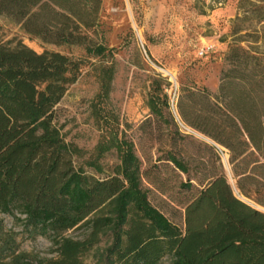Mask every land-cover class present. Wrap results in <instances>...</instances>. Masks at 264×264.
I'll return each mask as SVG.
<instances>
[{
    "label": "trees",
    "instance_id": "1",
    "mask_svg": "<svg viewBox=\"0 0 264 264\" xmlns=\"http://www.w3.org/2000/svg\"><path fill=\"white\" fill-rule=\"evenodd\" d=\"M101 6L102 0H0V15L44 43L101 55L105 47L87 34ZM237 11L236 22L249 27L233 28L216 93L180 88L177 96L179 122L212 143H200L215 158L200 172L173 152L143 166L133 143L111 134L86 166L101 172L99 158L113 148L119 158L114 174L85 173L60 133L56 108L80 62L0 41V213L22 215L24 230L59 248L47 264H80L104 235L111 236L106 264H159L165 256L171 264H264V211L233 193L216 151L219 146L228 156L238 193L264 208V0H240ZM166 96L154 81L148 99L154 115L163 117ZM144 181L172 201L178 199L168 190L187 194L178 202L183 229L151 204ZM80 225L89 230L85 239L65 236Z\"/></svg>",
    "mask_w": 264,
    "mask_h": 264
},
{
    "label": "rangeland",
    "instance_id": "2",
    "mask_svg": "<svg viewBox=\"0 0 264 264\" xmlns=\"http://www.w3.org/2000/svg\"><path fill=\"white\" fill-rule=\"evenodd\" d=\"M239 3L240 0H102L97 26L87 33L93 43L105 47L101 55H92L83 46L44 43L24 34L19 25L2 15L0 41L12 46L20 41L36 52L58 51L80 62L75 82L68 85L56 108L60 133L75 148L74 163L81 165L85 173L97 178L114 174L119 158L113 148L99 158L101 172L86 166L95 158L96 145L111 134L130 140L143 166L158 164L159 158L173 152L194 172H200L202 166L209 168L215 159L200 143H212L180 124L177 96L180 88H203L210 95L216 93L223 58L233 41L232 30L236 25L240 30L249 27L248 21L236 22ZM154 81L167 95L169 106H162L163 117L154 115L148 105ZM216 151L233 193L264 211L238 193L228 156L219 146ZM180 178L184 181L186 175L180 174ZM193 183L197 188L201 186L196 180ZM144 186L150 188L151 204L183 229L184 211L178 202L187 194L168 190L178 199L176 202L145 181ZM17 218L22 215L0 213V264H47L55 260L59 248L48 237L29 234ZM88 232L86 225H80L65 236L83 240ZM110 244V235L101 236L79 257L80 264H106L105 250ZM159 264H171L170 256L163 257Z\"/></svg>",
    "mask_w": 264,
    "mask_h": 264
},
{
    "label": "built area",
    "instance_id": "3",
    "mask_svg": "<svg viewBox=\"0 0 264 264\" xmlns=\"http://www.w3.org/2000/svg\"><path fill=\"white\" fill-rule=\"evenodd\" d=\"M201 53H203V52H201Z\"/></svg>",
    "mask_w": 264,
    "mask_h": 264
},
{
    "label": "water",
    "instance_id": "4",
    "mask_svg": "<svg viewBox=\"0 0 264 264\" xmlns=\"http://www.w3.org/2000/svg\"><path fill=\"white\" fill-rule=\"evenodd\" d=\"M178 119V118H177ZM181 124V123H180Z\"/></svg>",
    "mask_w": 264,
    "mask_h": 264
}]
</instances>
